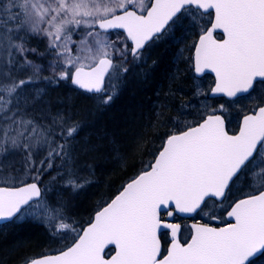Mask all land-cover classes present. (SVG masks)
I'll use <instances>...</instances> for the list:
<instances>
[{
    "label": "snow or ice",
    "instance_id": "obj_1",
    "mask_svg": "<svg viewBox=\"0 0 264 264\" xmlns=\"http://www.w3.org/2000/svg\"><path fill=\"white\" fill-rule=\"evenodd\" d=\"M169 38L177 61L190 53L194 79L214 76L208 92L193 85L203 107L170 122L128 179L73 219L93 183L81 157L95 146L49 90L63 83L109 105L128 64ZM217 96L227 99L208 102ZM2 222L39 224L63 244L21 264L264 261V0H0Z\"/></svg>",
    "mask_w": 264,
    "mask_h": 264
},
{
    "label": "trees",
    "instance_id": "obj_2",
    "mask_svg": "<svg viewBox=\"0 0 264 264\" xmlns=\"http://www.w3.org/2000/svg\"><path fill=\"white\" fill-rule=\"evenodd\" d=\"M163 51L156 53L154 59L147 61V66L139 64L138 69L146 68V73L141 74L139 83L129 84L127 91L119 97V101L101 114L99 127L107 137L101 139L104 142L103 146L93 153L94 160L90 162V165L97 168L99 181L91 193H83L74 201L78 208L90 207V199L94 195L112 191L118 183L127 180L134 172L130 169L137 160L156 145L159 136L162 137L169 130H175L170 122H176L181 111L187 108L185 106H188L189 98L186 95L193 91L192 74L190 70L187 72L188 75L183 74V69L179 66L175 69L171 62L174 46H166ZM153 61L156 63L153 64ZM136 66L137 64H128L130 71ZM174 74L177 75L175 80L171 79ZM98 130L99 128L97 132ZM109 141L110 145L107 143ZM114 148H118L121 155L127 157V167L114 159L112 156ZM31 233L30 235H24L19 231L2 233L0 264H21L24 259L22 256L36 251L43 240L39 232L33 236ZM51 248V252L59 249L55 246ZM31 255L35 254H28L25 258Z\"/></svg>",
    "mask_w": 264,
    "mask_h": 264
},
{
    "label": "rangeland",
    "instance_id": "obj_3",
    "mask_svg": "<svg viewBox=\"0 0 264 264\" xmlns=\"http://www.w3.org/2000/svg\"><path fill=\"white\" fill-rule=\"evenodd\" d=\"M174 46V53L173 56L171 58V62L172 64L175 65V69L178 68V66L180 68L183 69V74H187V72L189 71L190 73L192 72V69L190 67V65H188L187 63V57L190 55V53L188 51H184L183 52V56L181 59H179L178 61L175 59L177 56L180 55V53L178 52V45L176 43L175 40L172 39H165L162 40L160 42H158L157 45H155L153 47V49L151 50V54L150 56L147 58V61L154 59V55L156 53H162L164 52V47L166 46ZM180 48H183V45H179ZM147 66V65H145ZM139 64H137L136 67H134L131 71L129 70V72L126 75V78L124 79L123 83H121L117 89L116 95L114 96L112 102L109 105H104V106H97V102L95 101V99L92 98V96L89 95H83L80 94L79 92H75L71 86L66 85L61 83V85L59 87H54L52 89L49 90L48 95L50 98V102L53 105L54 109L57 108H65L67 110H70L72 115L74 116V118L78 121L81 122L82 124V130L79 134L78 139L80 140L81 144L84 142L85 139H87L91 144H93L95 146L94 150L91 152L90 155H88L87 157L82 156L81 157V162L83 164H90L91 160H94V157L92 156L93 153L99 150L100 147L103 146V143L101 141V139L106 138V134H104L101 130H100V120H101V114H104L105 112L108 111V108L113 107L118 101H119V97L122 95V93H125V91H127L129 84L132 83H139L140 81V77L141 74L144 75L146 73V68H140L138 69ZM188 75V74H187ZM185 76V75H184ZM195 83H199L200 87L208 92L212 86V79L211 77H206L203 79H197V81H195L193 83V85ZM58 90V91H56ZM59 92V94H57ZM56 94V95H55ZM79 96L78 98H76V96ZM189 100L188 102V106L190 105V107H187L185 110L181 111L184 112L185 115L181 116L179 115V117L177 119H186V120H190L191 117L187 115V113H192L193 115L195 114V110L197 108H202L203 107V103L205 100V97L203 96H196L194 95L193 91L189 94L186 95ZM73 98V99H70ZM225 99H210L208 102L209 103H217V102H223ZM241 115L240 109L237 108L235 111H232L228 114L229 116V131L233 132L237 129L238 126V122H239V116ZM176 120V119H175ZM90 125V127H88ZM99 128L98 132L97 129ZM174 129V128H173ZM175 131V130H174ZM161 137V136H159ZM159 140L156 142L155 146H158L159 144ZM111 141L107 142L109 143L108 145H110ZM106 144V143H105ZM113 156V153H112ZM114 157V156H113ZM145 159H147V154H145L144 156ZM115 160H117L116 157H114ZM141 158H139L137 160V162L133 165V167L130 169V171H135V165L140 163ZM92 169L94 170V175L90 177V179H92L93 183L91 185H89L87 187L86 190H84L81 194L83 193H91V191L94 189L95 186H97L99 179H97V168L94 167V165H91ZM128 170V168H127ZM126 181V180H125ZM124 181H121V183H123ZM121 183H118L116 185V187L112 188V191L109 192H101L98 193L96 195H94L91 199H90V207H79L74 203V201L78 200V198L81 196V194L72 201L70 207H69V211L71 213H73V219L78 220L80 222H83L85 220H87L88 216L92 214L93 209L101 202V198L103 197L104 199H107L108 196H110L111 194H113L115 192V189H117ZM12 231H19L22 232L24 235L31 233V236L37 234L38 232L40 233V236L43 240V243H41L40 246H38L36 248V251H32L30 253H27L25 256H27L28 254H35V255H31L28 257H36V255H41L43 253L46 252H51L50 250L52 249V246H55L56 248H61L63 247V244L57 243L53 240L50 239L47 231L45 230L44 227L40 226L39 224L36 223H20V224H7V225H3L0 227V235L6 234V233H11ZM37 231V232H36ZM38 233V234H39ZM30 237V236H29ZM40 239V237H38ZM22 244V243H20ZM18 244V245H20ZM17 245V246H18ZM25 256H22L25 258ZM260 264H264V261H260Z\"/></svg>",
    "mask_w": 264,
    "mask_h": 264
},
{
    "label": "bare ground",
    "instance_id": "obj_4",
    "mask_svg": "<svg viewBox=\"0 0 264 264\" xmlns=\"http://www.w3.org/2000/svg\"><path fill=\"white\" fill-rule=\"evenodd\" d=\"M140 65H142V66H145V65H147V63H142V64H140ZM140 65H139V67H140ZM76 96V95H75ZM79 96H76V98H78ZM70 99H73V98H70ZM88 127H90V125L88 126Z\"/></svg>",
    "mask_w": 264,
    "mask_h": 264
},
{
    "label": "water",
    "instance_id": "obj_5",
    "mask_svg": "<svg viewBox=\"0 0 264 264\" xmlns=\"http://www.w3.org/2000/svg\"><path fill=\"white\" fill-rule=\"evenodd\" d=\"M206 75H208V74H206ZM212 75V74H211ZM213 76V75H212ZM214 77V76H213ZM217 97H219V96H217ZM5 223H8V222H2V224H5ZM1 225V224H0Z\"/></svg>",
    "mask_w": 264,
    "mask_h": 264
},
{
    "label": "flooded vegetation",
    "instance_id": "obj_6",
    "mask_svg": "<svg viewBox=\"0 0 264 264\" xmlns=\"http://www.w3.org/2000/svg\"><path fill=\"white\" fill-rule=\"evenodd\" d=\"M260 263H261V262H259V261L257 262V264H260Z\"/></svg>",
    "mask_w": 264,
    "mask_h": 264
}]
</instances>
